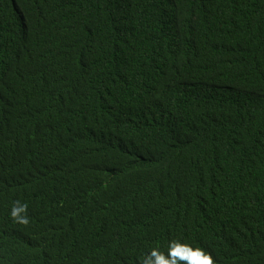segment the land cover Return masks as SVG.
Masks as SVG:
<instances>
[{
    "label": "trees",
    "instance_id": "1",
    "mask_svg": "<svg viewBox=\"0 0 264 264\" xmlns=\"http://www.w3.org/2000/svg\"><path fill=\"white\" fill-rule=\"evenodd\" d=\"M174 241L264 264V0H0V264Z\"/></svg>",
    "mask_w": 264,
    "mask_h": 264
},
{
    "label": "clouds",
    "instance_id": "2",
    "mask_svg": "<svg viewBox=\"0 0 264 264\" xmlns=\"http://www.w3.org/2000/svg\"><path fill=\"white\" fill-rule=\"evenodd\" d=\"M12 215L13 217H17L18 215L15 208L13 209ZM21 222L27 223V219H23ZM178 249H186V252L190 255L177 254ZM194 256L196 258H193ZM182 262L183 264H216L210 252L202 248L193 249L190 245L181 244L178 241L172 243L167 256L158 249H153L151 254L143 260V264H182Z\"/></svg>",
    "mask_w": 264,
    "mask_h": 264
},
{
    "label": "snow or ice",
    "instance_id": "3",
    "mask_svg": "<svg viewBox=\"0 0 264 264\" xmlns=\"http://www.w3.org/2000/svg\"><path fill=\"white\" fill-rule=\"evenodd\" d=\"M177 254H180V255H190L189 253H187L185 250H181V249H178L177 250ZM193 258H196L195 256Z\"/></svg>",
    "mask_w": 264,
    "mask_h": 264
}]
</instances>
